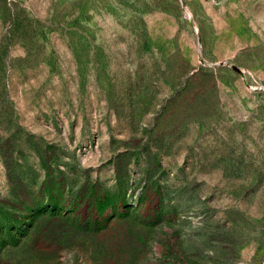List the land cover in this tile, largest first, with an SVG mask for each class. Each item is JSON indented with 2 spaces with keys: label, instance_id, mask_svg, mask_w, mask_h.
<instances>
[{
  "label": "rangeland",
  "instance_id": "374dc122",
  "mask_svg": "<svg viewBox=\"0 0 264 264\" xmlns=\"http://www.w3.org/2000/svg\"><path fill=\"white\" fill-rule=\"evenodd\" d=\"M0 264H264V0H0Z\"/></svg>",
  "mask_w": 264,
  "mask_h": 264
}]
</instances>
